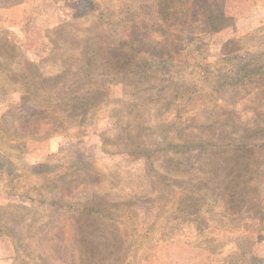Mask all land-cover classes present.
Returning a JSON list of instances; mask_svg holds the SVG:
<instances>
[{"label": "rangeland", "instance_id": "rangeland-1", "mask_svg": "<svg viewBox=\"0 0 264 264\" xmlns=\"http://www.w3.org/2000/svg\"><path fill=\"white\" fill-rule=\"evenodd\" d=\"M89 1L0 0V234L34 264L82 235L103 264H264V0L136 72L115 45L155 0ZM25 87L82 106L32 117ZM59 200L97 212L76 233Z\"/></svg>", "mask_w": 264, "mask_h": 264}, {"label": "trees", "instance_id": "trees-1", "mask_svg": "<svg viewBox=\"0 0 264 264\" xmlns=\"http://www.w3.org/2000/svg\"><path fill=\"white\" fill-rule=\"evenodd\" d=\"M87 5L95 7L94 1L87 0ZM224 7L225 0H155L149 11L137 13L138 15L142 14L141 18H129L127 31L131 33V35H129L130 41L115 46H118V49H132L129 56L127 55V57L124 58L122 64L118 66L112 65L113 70H120V67L125 65L130 57L133 56L136 58L140 55V53L136 52V47L141 46L146 48V50L143 51L146 58L141 60L139 64L134 63L131 65V68L135 69L134 72L143 70L144 66L147 65H173L174 60H172V57L178 54V51L188 49L190 45L199 41L203 35L217 34L227 28L228 25L226 24V21L228 17L224 12ZM154 35L160 38V42L158 41L159 44H166L168 48L173 47L174 49L177 46L175 54L171 55V52H169L168 49L167 51H164L159 50L157 47H152L151 44L155 43ZM230 40L224 42L221 49V55H224V46ZM179 46H181L182 49H179ZM111 48L113 47L109 45L102 48V50ZM163 72L164 70H162V72L158 71L157 74L165 76L166 74ZM84 77L87 78L88 75H85ZM24 92L27 95V101L29 103L38 104L37 106H33L34 111L30 115L32 117L52 112L57 114L62 107H67L66 109L70 107V110H74L82 106L80 98H70V94H72L71 92L64 93L60 96L46 93L36 95V93H30V90L26 87ZM239 143L242 147H249V144H247L244 138L240 139ZM54 202V206L55 204L60 205L58 209H65L67 214L64 222L76 224L74 225L76 233L80 232V228L77 227L74 218L76 213L88 212L93 214L95 212L94 214H96L97 212L95 210L96 206L94 205L84 204L76 206L74 203H65L61 200ZM52 231H56L58 237H64L65 232L63 226L58 227L57 230L53 229ZM0 236L9 238L18 252L16 246L17 239L13 235L4 233L3 235L0 234ZM60 242L64 251V256L60 257L54 253L52 254L53 258L49 259V256L46 253H40L37 256L38 262L41 264H103V262H105V258L102 257L103 253L101 251L98 252L100 246L95 241L83 237V235L79 240H74L70 243H68L66 239H63ZM32 253L34 254L35 252ZM29 260L33 259L29 257Z\"/></svg>", "mask_w": 264, "mask_h": 264}, {"label": "crops", "instance_id": "crops-1", "mask_svg": "<svg viewBox=\"0 0 264 264\" xmlns=\"http://www.w3.org/2000/svg\"><path fill=\"white\" fill-rule=\"evenodd\" d=\"M1 11L6 12L9 10L5 9ZM13 11L14 10L11 9V13L9 15H12ZM12 244L13 243L9 240V238L0 236V264H34L31 263L30 260H21V256L17 253Z\"/></svg>", "mask_w": 264, "mask_h": 264}]
</instances>
